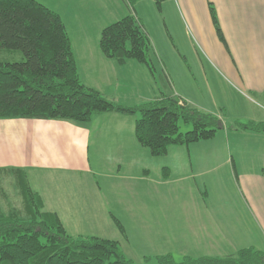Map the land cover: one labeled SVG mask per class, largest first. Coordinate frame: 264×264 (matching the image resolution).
Wrapping results in <instances>:
<instances>
[{
	"label": "crops",
	"instance_id": "crops-1",
	"mask_svg": "<svg viewBox=\"0 0 264 264\" xmlns=\"http://www.w3.org/2000/svg\"><path fill=\"white\" fill-rule=\"evenodd\" d=\"M37 1L62 18L80 78L88 88L116 98L132 86L128 68L139 69L145 78L151 75L141 63L120 64L101 51L102 31L122 18L120 0ZM168 3L182 34L172 32L166 43L145 28L167 82L162 91L152 76L151 90L137 89V100L174 95L223 118L225 128L211 140L170 147L167 155L153 157L136 140L133 116L103 114L85 127L64 121L0 120V171H24L45 211L56 213L71 236L117 241L128 259L169 255L161 252L167 239L179 240L169 235V212L175 218L195 216V258L226 257L243 249L264 252V134L227 127L235 121L264 122V0ZM210 4L224 43L217 35ZM169 46H192L191 60L186 55H181L182 61L170 58L174 52ZM181 49L176 48L178 53ZM4 55L0 53V61ZM217 149L224 153L222 158L212 153ZM203 150L205 155L199 156ZM222 166L228 167L236 185L237 211L223 195L213 193L221 182H197ZM108 167L111 172H102ZM159 169L160 178H154L152 173ZM90 189H98L100 195L89 206L77 199ZM185 189L195 194L191 208L181 207L185 205L173 196ZM60 200L62 207L56 206ZM150 251L159 255H145Z\"/></svg>",
	"mask_w": 264,
	"mask_h": 264
},
{
	"label": "trees",
	"instance_id": "trees-1",
	"mask_svg": "<svg viewBox=\"0 0 264 264\" xmlns=\"http://www.w3.org/2000/svg\"><path fill=\"white\" fill-rule=\"evenodd\" d=\"M165 1L155 0L158 6ZM210 12L224 43L211 4ZM100 48L106 58L120 64L136 61L145 65L157 79L153 44L137 15L129 13L107 26L101 33ZM0 53H5L0 61V120L64 121L85 127L103 114L133 116L136 140L153 157L167 155L170 147L211 140L226 126L223 118L174 95L129 106L88 88L80 78L62 18L37 0H0ZM181 122L191 124L192 130L187 126L188 132L181 133ZM227 127L264 134V122L235 121ZM7 172L0 171V177L13 176L22 203L6 212L0 210V264H138L126 258L117 241L71 236L56 213L45 211L26 173ZM113 219L123 231L120 222ZM152 260L154 264H264V252L243 249L226 257L187 256L181 263L169 254L144 258L141 264H151Z\"/></svg>",
	"mask_w": 264,
	"mask_h": 264
},
{
	"label": "rangeland",
	"instance_id": "rangeland-1",
	"mask_svg": "<svg viewBox=\"0 0 264 264\" xmlns=\"http://www.w3.org/2000/svg\"><path fill=\"white\" fill-rule=\"evenodd\" d=\"M120 3H121L120 4V11H121L120 17L122 18L126 17L127 15H129V13H132L133 15H137V18H139L140 23H142V25H144V27L148 29L150 33L153 32L154 37L155 35H157L162 40H164L166 43H167V40H170L169 35L172 34V32L177 35L182 34L181 25H179L175 21V10L170 7L171 4L168 3V0L163 2L160 6L156 4L155 0H120ZM169 47L172 48L174 52L173 53L174 55H172V57L170 58L174 60L182 61L183 59H185L184 58L185 56L182 57L181 55H186L188 59L191 60L189 49L192 48V46L176 47L179 49H181V47L184 48V50L181 49L180 53L177 52L175 46H169ZM11 61H20V60H17L16 58H12ZM155 63L158 64L157 58H156ZM133 64H136V66H138L137 63H133ZM156 67L158 68V71H156L155 77L157 78V83L159 84L160 88L163 91V87L166 84L165 69L163 67H160L159 65ZM144 70H146L147 72V69H144ZM128 74L130 77L133 76L132 86H128V87L126 86L125 87L126 91H122L120 92L119 96H117L116 98H110V99H113L112 101H117V99H120L122 103H125L126 105H129V106H133L134 104L139 102L137 100L139 97L137 89L149 91L151 90L150 83L153 84L154 82H153L152 75H149L148 77L146 76L148 80L147 82L145 76L143 75V72H141L139 69H136V68H128ZM187 126L190 127L192 130L191 124L186 125L181 122L180 132L181 133L188 132V129H186ZM205 152L206 151H204L203 153H200L199 156L205 155L204 154ZM196 153L197 151L195 150V155ZM212 153H214L215 156L220 155L221 158L224 155V153L220 149L214 150ZM159 160H162V159H159ZM223 163L224 162H222L221 160V164ZM227 168L228 167L222 166L219 168V171L207 176V178H204V180H198L197 182L198 183L200 182L210 183L213 179H215L217 182H221V183H218V186L216 185V187L213 189V193L215 194L216 197L223 195L226 201L233 205L234 211H237L236 206L239 203V201L237 200V194H238L237 188L232 178L230 177L229 173L227 174V170H226ZM93 169H95V167H93ZM108 169L109 167L106 169L103 168L102 172L109 173L111 172L112 167L111 169L109 170ZM161 174H162V170L160 169L152 173L154 178H160ZM219 184H221V186ZM33 185H34L33 187L38 188L37 186H35V184ZM187 190L188 189H185L182 192H178L177 194H174L173 196L174 197L177 196V198H179L182 201V203L185 205L181 207L191 208V205L195 202L194 200L195 194L192 191H187ZM97 192H98V189H96V192L94 189H90L89 192H86L84 194H81L78 192L79 199L77 200L81 201L82 204H85V205L89 204L90 206L92 203L98 202V195L100 194H98ZM169 196H172V194H169ZM169 201H172V199H169ZM21 203H22V197L19 193V188L15 185V180L13 176L10 177V176L2 175L0 177V210L6 212L10 208L20 207ZM63 203L64 202L60 200L59 202H57L56 206L62 207ZM89 208L90 207H86L85 210L88 211ZM168 219H169L168 221L170 222L168 224L169 225L168 227L169 235L178 237L179 240L176 241V240L167 239L166 247L163 250H161V252L164 254L166 253L171 254L177 263H181L184 260V258L187 256L189 258H195V240H193V237H195V224H194L195 216H193L192 214H189V215L185 214L182 217L176 216L175 218L174 214L172 212H169ZM180 222H183L181 227L174 226L176 223H180ZM145 255H159V254L157 252L150 251ZM148 257L155 258L156 256H148ZM129 259H132L133 262L138 263V264L143 263V260H144L143 255L132 256L131 258L129 257ZM154 263L155 261L152 260L151 264H154Z\"/></svg>",
	"mask_w": 264,
	"mask_h": 264
}]
</instances>
